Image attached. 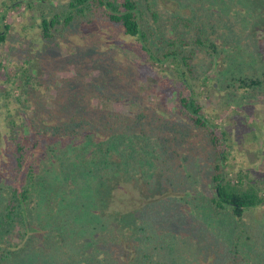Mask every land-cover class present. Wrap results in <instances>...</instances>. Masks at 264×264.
Returning a JSON list of instances; mask_svg holds the SVG:
<instances>
[{"label": "trees", "instance_id": "obj_1", "mask_svg": "<svg viewBox=\"0 0 264 264\" xmlns=\"http://www.w3.org/2000/svg\"><path fill=\"white\" fill-rule=\"evenodd\" d=\"M11 1L13 7L24 2ZM177 1L190 14H165L160 0L26 3L37 12V29L48 45L59 43L74 25L97 21L120 26L140 44L151 65L172 71L176 109L190 129L146 112L91 114L87 100L75 109L66 101L55 112L33 100L42 83L29 61L15 73L3 74L0 137L10 156L0 184V264H122L106 238L111 224L101 215L97 198L117 171L131 179L141 175L150 188L158 178L174 192L126 218L135 233L132 264H178L191 247L182 245L178 232L183 230L175 227L189 220L194 240V222L201 215L218 225L212 237L205 236L215 245L216 264H264V225L245 226L247 214L264 207V178H255L250 170H229L231 134L207 118L200 102L207 85L200 60L207 56L216 64L234 33L230 14L248 0H198L193 6L191 0ZM200 2L207 8L204 14ZM5 19L1 14L0 46L10 35ZM2 67L0 62V72ZM237 82L238 90H258L264 88V74ZM234 97L230 94V101ZM199 134L206 140L203 156L192 144Z\"/></svg>", "mask_w": 264, "mask_h": 264}, {"label": "rangeland", "instance_id": "obj_2", "mask_svg": "<svg viewBox=\"0 0 264 264\" xmlns=\"http://www.w3.org/2000/svg\"><path fill=\"white\" fill-rule=\"evenodd\" d=\"M45 1L60 5L69 0ZM197 1L191 0L192 6ZM27 2L29 0H24L18 7H13L11 0H0V15L5 13L4 24L10 26L8 41L0 46V62L3 64L0 79L5 73H15L29 61L34 75L42 83L41 91L33 100L46 109L58 112L66 101L75 109L87 100L85 104L91 114L106 111L131 116L146 112L165 117L179 126H190L176 109L172 71L166 66L151 65L140 44L135 38L126 36L120 26L97 21L74 25L59 43L48 45L40 38L37 12L28 9ZM198 4L201 13L207 10L202 8V2ZM245 4L237 13L230 14L237 38L234 33L229 36L230 42L221 47L215 65L212 66V59L207 56L200 60V72L207 78L206 87L201 89L200 102L207 118L231 134L233 150L229 170L234 174L250 170L255 178L262 179L264 88L238 90L237 79H258L264 74V0H248ZM5 5L9 6L8 9ZM160 6L165 14L191 12L187 7L181 9L177 0H160ZM230 94L235 95L234 100L230 101ZM0 132L4 136L1 127ZM4 138L0 137V184L5 180L6 162L10 156ZM195 139L192 141L194 151L203 156L206 140L201 134ZM159 180L157 178L154 187L150 188L141 175L131 179L117 171L98 192L101 215L111 224L106 238H110L113 255L122 264H132L135 258V233L132 225L125 222L126 218L151 202L167 199L174 193ZM46 212L44 209L42 216ZM198 221L200 226H196L199 222H194V240L189 235L192 233L189 232V220L184 227H175L177 232L183 230L178 232L184 241L182 245L191 247L189 251L186 248L187 252L178 264H216L215 245L205 236L212 237L211 233L218 225L205 220L203 215ZM245 223L250 228L264 225V207L248 213ZM99 245L102 246L103 242ZM104 258L103 254L100 260Z\"/></svg>", "mask_w": 264, "mask_h": 264}]
</instances>
